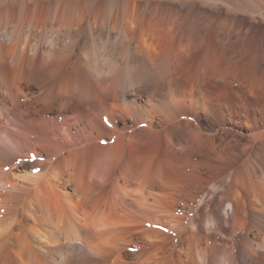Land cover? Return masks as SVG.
<instances>
[{"label":"bare ground","instance_id":"6f19581e","mask_svg":"<svg viewBox=\"0 0 264 264\" xmlns=\"http://www.w3.org/2000/svg\"><path fill=\"white\" fill-rule=\"evenodd\" d=\"M255 2L0 0V264H264Z\"/></svg>","mask_w":264,"mask_h":264},{"label":"rangeland","instance_id":"374dc122","mask_svg":"<svg viewBox=\"0 0 264 264\" xmlns=\"http://www.w3.org/2000/svg\"><path fill=\"white\" fill-rule=\"evenodd\" d=\"M254 4V10L255 11V17H256V32L257 34L264 33V0H255ZM246 7L244 5H241L237 10H233L230 7L231 12H236L241 15H246L245 13Z\"/></svg>","mask_w":264,"mask_h":264}]
</instances>
